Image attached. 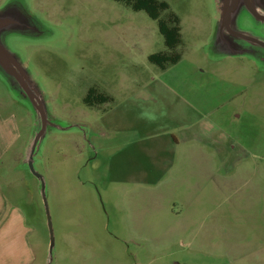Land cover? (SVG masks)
<instances>
[{
    "label": "rangeland",
    "instance_id": "374dc122",
    "mask_svg": "<svg viewBox=\"0 0 264 264\" xmlns=\"http://www.w3.org/2000/svg\"><path fill=\"white\" fill-rule=\"evenodd\" d=\"M164 1L175 49L124 1L0 0V55L28 87L0 63V112L19 123L0 182L30 264H264V0ZM161 51L182 57L164 69ZM171 130L191 142L173 172L126 175V144Z\"/></svg>",
    "mask_w": 264,
    "mask_h": 264
},
{
    "label": "crops",
    "instance_id": "0c3cea01",
    "mask_svg": "<svg viewBox=\"0 0 264 264\" xmlns=\"http://www.w3.org/2000/svg\"><path fill=\"white\" fill-rule=\"evenodd\" d=\"M14 118L0 112V158L15 147L19 135V123ZM146 124L148 127L154 125L151 121ZM185 127L186 125L182 123L177 128L172 129L180 131L184 130ZM173 131L175 130H171V132ZM171 132L167 133L168 137L166 136L163 140L153 143L141 144L142 140L128 142L122 151L131 149L133 145L137 147L132 151L133 159L136 161L135 165L130 169L128 168L131 171L123 169L126 175L140 176L143 177L142 181L158 183V180L151 179L154 174L160 170L165 171L162 176L172 173L175 165L174 162L170 163L169 159L174 160L178 156L182 158L189 154L191 142L189 137ZM196 139L199 144L200 139ZM162 153L166 156L160 155ZM127 154L125 159H127ZM168 156H170L169 159ZM166 164L167 170L161 169L162 167L165 168ZM10 199L8 194L4 192L0 182V264H30L32 253L27 236L29 231L23 232L24 225L17 223V221L22 220L21 210Z\"/></svg>",
    "mask_w": 264,
    "mask_h": 264
},
{
    "label": "trees",
    "instance_id": "16d2710c",
    "mask_svg": "<svg viewBox=\"0 0 264 264\" xmlns=\"http://www.w3.org/2000/svg\"><path fill=\"white\" fill-rule=\"evenodd\" d=\"M124 1L131 6L134 10H145L149 16L158 21L159 30L165 37V43L170 49H175L182 42V33L180 25V17L172 11L168 13V19H162L161 14L164 11L170 9V5L164 0H118ZM182 55L170 54L168 52H157L149 56V60L153 63L160 65L162 68H166L169 64H176L180 61ZM95 89H90L86 102L93 104L92 98H97L101 103L108 101L110 96L104 94L95 95Z\"/></svg>",
    "mask_w": 264,
    "mask_h": 264
},
{
    "label": "water",
    "instance_id": "95a60500",
    "mask_svg": "<svg viewBox=\"0 0 264 264\" xmlns=\"http://www.w3.org/2000/svg\"><path fill=\"white\" fill-rule=\"evenodd\" d=\"M233 34L237 35V36H241V37H245V38H248L246 36H244L243 34H240L238 32H235V31H231ZM0 63L1 65L10 73H12L13 75H15L17 77V79L21 82V84L28 90V87L26 85V82L23 78V76L18 72V70L13 66L11 65L10 63H8L1 55H0ZM39 138V136L37 137V139ZM34 150V148H33ZM29 167L31 169V171L36 175L38 176L42 182H43V177L42 175H40L38 172H36L35 168H34V163H33V157H32V154H31V158L29 160ZM45 189V184L43 182V191ZM44 202H45V205H46V209H47V218H48V224H49V227H50V234H51V246H50V249L52 250L53 247H54V233H53V228H52V222H51V215H50V211H49V208H48V203H47V200L46 198H44Z\"/></svg>",
    "mask_w": 264,
    "mask_h": 264
},
{
    "label": "flooded vegetation",
    "instance_id": "af4514ba",
    "mask_svg": "<svg viewBox=\"0 0 264 264\" xmlns=\"http://www.w3.org/2000/svg\"><path fill=\"white\" fill-rule=\"evenodd\" d=\"M247 1L251 2L252 0H247ZM250 12L253 13V15H255L258 19L264 20V9L260 8L256 4H253V8L251 7ZM230 34H233V33L231 32Z\"/></svg>",
    "mask_w": 264,
    "mask_h": 264
}]
</instances>
